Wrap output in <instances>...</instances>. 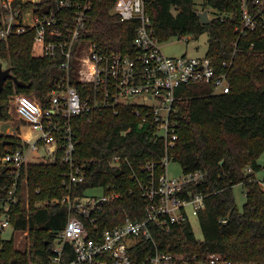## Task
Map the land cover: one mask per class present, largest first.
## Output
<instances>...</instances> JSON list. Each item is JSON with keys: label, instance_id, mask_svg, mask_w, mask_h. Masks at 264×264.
<instances>
[{"label": "trees", "instance_id": "obj_1", "mask_svg": "<svg viewBox=\"0 0 264 264\" xmlns=\"http://www.w3.org/2000/svg\"><path fill=\"white\" fill-rule=\"evenodd\" d=\"M114 1H91L77 46L91 39L104 50H130L136 21H121L112 12ZM245 1L252 7V0ZM242 2L202 0L200 10L194 0L146 2L145 11L160 40L206 32L205 53L218 70H224L222 64L227 63L230 81V90L223 94L211 93L205 83L181 85L176 90L181 99L175 102L176 111L171 116L176 139L172 147H167L170 160L178 162L183 173H206L201 182L186 187L192 194L204 195L196 216L202 238L194 236L188 220L171 224L168 231L154 221L148 227L163 251L198 257L218 252L232 260L264 264V188L256 181V172L264 168L258 163L264 151V29L257 27L239 36ZM10 6L18 10L20 18L23 10L32 9L35 15L56 10L57 0H11ZM208 8L215 15L208 23H201L198 13ZM7 11L0 0V27ZM75 11V5L61 7L56 25L71 23ZM34 35L35 28L31 27L0 38V63L29 84L22 88L10 78L5 80L0 92V121L10 120L9 98L14 93L29 96L46 108L51 92L65 74L60 67L64 60L61 54L35 53ZM70 66V83L85 96L88 89L76 80L74 62ZM134 109L124 105L100 107L70 120L74 163L81 165L84 174V180L72 190L62 182L63 173L69 169L66 162L30 161L20 166L16 177L10 162H0V201L4 204L10 195L16 197V202L9 200L7 207L0 205V221L7 215L14 231L27 232V241L19 248L14 237L3 238L0 229V264L48 263L55 233L68 217L67 205L59 200L69 193L82 196L88 188L101 187L103 194L110 196L95 213L93 225L100 230L115 227L126 218H145L140 184L147 182L150 173L157 178L164 172L161 159L166 146L152 115L140 108L137 116ZM62 124L59 137L64 135ZM63 142L61 139L60 145ZM27 146L16 134H0V156ZM61 153L60 148L58 155ZM148 164L152 167L146 168ZM236 184L245 189L241 210L233 193ZM39 202L48 203L37 206ZM149 243L146 240V249L138 252L137 262L150 254L153 247Z\"/></svg>", "mask_w": 264, "mask_h": 264}, {"label": "built area", "instance_id": "obj_2", "mask_svg": "<svg viewBox=\"0 0 264 264\" xmlns=\"http://www.w3.org/2000/svg\"><path fill=\"white\" fill-rule=\"evenodd\" d=\"M91 1L57 0L56 10L52 9L41 15H35L32 11V22L27 24L22 16L17 17L18 10L11 8V0H3V6L8 11L3 16L4 26L0 27V38L34 27L35 53L48 56L61 54L64 60L60 67L65 74L58 87L51 92L50 103L46 108L24 94L14 93L10 96L9 102L16 116L20 121L28 122L33 130L39 132V136L32 144L25 139L27 147L6 151L0 156V162H10L15 169V177L18 176L21 165L37 159L35 155L51 161L66 162L69 169L63 173L62 182L72 190L84 180V174L81 165L74 163L75 142L70 120L95 108L124 105L133 106L137 116L141 114L140 108H145L146 113L152 115L166 146L161 159L164 172L157 178L150 173L147 182L140 184L141 194L145 198L144 219L126 218L121 224L104 230L93 223L95 213L100 211L102 203L110 196L104 195L103 191L99 196H71L70 193L63 196L59 201L67 205L68 217L64 226L55 233L46 264H256L253 261L232 260L218 252L198 257L196 254L163 251L148 227V223L154 221L168 231L173 223L190 222V217H196L203 206L204 195L192 194L186 187L189 183L201 182L206 175L204 171L182 172L180 176H170L166 171V165L170 161L167 147H172L176 139L171 116L176 111L175 102L181 99L176 93L181 85L205 83L210 86L213 94L228 92L230 81L227 63L222 64L224 70H218L206 53L177 57L163 54L160 49L162 40L154 33L151 19L145 11L148 0L114 1L112 12L121 21H136L129 51L104 50L91 39L77 46L76 39L89 18ZM74 5L76 11L73 21L56 25L60 17L59 9ZM241 22L242 25L237 30L242 37L257 27L264 29V0H252V7L243 0ZM71 61L74 62L76 80L88 89L85 96L70 83ZM61 121L64 135L59 137ZM60 138L64 141L61 145ZM60 148L62 153L58 155ZM37 149H43V152L30 159L28 152ZM114 159L117 160V157ZM151 167L150 164L146 166ZM247 171L251 169L247 168ZM261 178L264 179V170ZM256 181L264 188V182L259 179L257 172ZM9 200L16 202L14 194L6 199L5 207ZM186 206L191 207L190 212L186 210ZM8 225L5 215L0 221V229L3 230ZM146 240L151 241L149 247L153 248L143 261L137 262L138 252L146 249Z\"/></svg>", "mask_w": 264, "mask_h": 264}, {"label": "rangeland", "instance_id": "obj_3", "mask_svg": "<svg viewBox=\"0 0 264 264\" xmlns=\"http://www.w3.org/2000/svg\"><path fill=\"white\" fill-rule=\"evenodd\" d=\"M194 1H195L196 8L200 10L202 0H194ZM207 10H208L209 18L215 15L214 11L211 8H208ZM31 12H32V9L22 11L21 16H22L24 23L30 24L32 22ZM207 38H208V35L206 32L199 34L197 36L190 35V34H185L183 36H171L167 39L162 40V42L160 43V49L163 54L167 56H171V57H177V56H182V55L200 56V55H203L207 49ZM9 114H10V120L0 121V134L2 135H11V134L15 135L16 134L23 141L25 140L24 137L26 136V137H29V143L32 144L36 140V138L39 136V132L33 130L29 126L28 122L20 121L19 118L16 116L12 105H10ZM18 128L19 130H17ZM42 152H43V149H37L34 151L30 150L28 152V155H29V158L31 159L33 155L41 154ZM35 158L37 159L31 160V161H43L44 160V158H38V155H35ZM258 163L261 165H264V151L258 157ZM263 170L264 168L257 171V176L259 177V179L263 180L264 182V179L261 178V173ZM166 171L170 176L182 175L181 166L176 161L170 160L166 165ZM102 191L103 189L101 187H92V188H88L85 191V195L87 196L98 195L99 196L102 194ZM233 193H234L236 205L241 210L242 205L245 202V189L241 184H236L233 187ZM2 204L3 203L0 201V205ZM36 204L41 205L44 203L39 202ZM186 210L190 212L191 207L186 206ZM190 223H191L194 236L196 238L201 239L202 234H201V230H200V226L197 221V218L195 216H191ZM26 234H27L26 231L24 232L14 231L10 225L5 227L2 231V237L3 238L14 237V240H15L14 244L16 245V247H19V248H22L23 244L27 241Z\"/></svg>", "mask_w": 264, "mask_h": 264}, {"label": "water", "instance_id": "obj_4", "mask_svg": "<svg viewBox=\"0 0 264 264\" xmlns=\"http://www.w3.org/2000/svg\"><path fill=\"white\" fill-rule=\"evenodd\" d=\"M198 17L201 21V23H208L209 22V16L207 10L200 11L198 13ZM7 78L12 79L13 83L19 87H28V83L25 81L18 79L15 75L11 73L10 67H3L2 63H0V92L3 88V84ZM2 111V105L0 104V113Z\"/></svg>", "mask_w": 264, "mask_h": 264}, {"label": "crops", "instance_id": "obj_5", "mask_svg": "<svg viewBox=\"0 0 264 264\" xmlns=\"http://www.w3.org/2000/svg\"><path fill=\"white\" fill-rule=\"evenodd\" d=\"M32 1H38V0H32ZM17 130H19V128L17 129ZM16 132V131H15ZM18 132V131H17ZM29 133V132H28ZM18 134V133H17ZM19 135V134H18ZM20 136V135H19ZM24 139H27V140H29V137H24Z\"/></svg>", "mask_w": 264, "mask_h": 264}]
</instances>
